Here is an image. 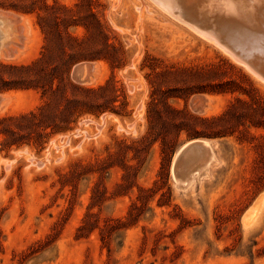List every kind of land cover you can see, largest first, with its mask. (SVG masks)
<instances>
[{"label":"rangeland","instance_id":"rangeland-1","mask_svg":"<svg viewBox=\"0 0 264 264\" xmlns=\"http://www.w3.org/2000/svg\"><path fill=\"white\" fill-rule=\"evenodd\" d=\"M0 3V264H264L262 80L153 0Z\"/></svg>","mask_w":264,"mask_h":264},{"label":"bare ground","instance_id":"bare-ground-1","mask_svg":"<svg viewBox=\"0 0 264 264\" xmlns=\"http://www.w3.org/2000/svg\"><path fill=\"white\" fill-rule=\"evenodd\" d=\"M153 2L172 18L218 45L232 59L246 66L255 77L264 82V0H153ZM12 16L0 11V54L9 49L16 34L13 23L15 20ZM89 69L85 63L79 64L76 74L83 80H88ZM200 145L205 148V155L203 163L200 161L202 165L199 170L204 169L213 158L212 147L207 140L192 141L185 145L181 151L179 150L178 156L176 155L177 162L181 165V161L198 153L201 150ZM196 174L198 176V173ZM188 178L182 180L188 181Z\"/></svg>","mask_w":264,"mask_h":264},{"label":"trees","instance_id":"trees-1","mask_svg":"<svg viewBox=\"0 0 264 264\" xmlns=\"http://www.w3.org/2000/svg\"><path fill=\"white\" fill-rule=\"evenodd\" d=\"M0 6H3V7H13L12 5L11 6H8L7 4H1L0 3ZM43 27V26H42ZM46 49H47V45H46ZM43 56H45V52H43ZM43 58L45 57H42V59H40L39 61L43 60ZM39 61H37L35 64H37ZM79 61L78 59L77 60H74V62H72L71 65H73L75 62ZM34 64V66H35ZM3 67H7V65L1 63L0 64V68H3ZM15 70H31L33 68V65L32 66H12ZM71 67V66H70ZM69 70V69H68ZM1 81H4L2 80V77L0 78ZM27 87V86H26Z\"/></svg>","mask_w":264,"mask_h":264},{"label":"water","instance_id":"water-1","mask_svg":"<svg viewBox=\"0 0 264 264\" xmlns=\"http://www.w3.org/2000/svg\"><path fill=\"white\" fill-rule=\"evenodd\" d=\"M200 147H201V145H200ZM200 149H205L204 147H201Z\"/></svg>","mask_w":264,"mask_h":264}]
</instances>
